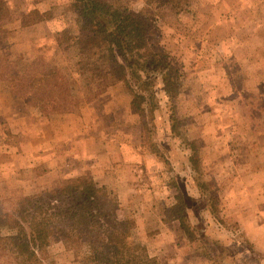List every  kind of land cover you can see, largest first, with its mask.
Here are the masks:
<instances>
[{"label":"rangeland","instance_id":"1","mask_svg":"<svg viewBox=\"0 0 264 264\" xmlns=\"http://www.w3.org/2000/svg\"><path fill=\"white\" fill-rule=\"evenodd\" d=\"M25 1L0 0V264L15 263L22 198L88 177L148 264H264V0H116L133 14L150 1L152 30L128 83L106 89L88 69L114 65L83 43L73 0L41 13ZM51 69L70 97L40 113L9 79L36 87ZM43 257L75 264L60 244Z\"/></svg>","mask_w":264,"mask_h":264},{"label":"trees","instance_id":"2","mask_svg":"<svg viewBox=\"0 0 264 264\" xmlns=\"http://www.w3.org/2000/svg\"><path fill=\"white\" fill-rule=\"evenodd\" d=\"M111 2L73 0L72 3L83 43L96 45L114 65L110 71L100 73L88 69L93 78L102 80L105 89L115 82L128 83L126 70L133 68L132 58L146 49L152 30V24L143 16L152 4L150 1L146 2L148 8L139 14L131 13L119 1ZM58 45L61 47L62 42L59 41ZM34 66L31 63L30 68L35 71ZM36 75L40 85L33 87L32 81L13 83L17 77L15 73L13 80L9 79L11 90L17 87L19 90L12 91L40 113L49 105L67 102L70 92L68 85L58 78L57 75H61L59 70H40ZM52 75H56L55 99H50V95L45 97L43 92L51 88L49 80ZM165 91L173 95L169 94L172 92L168 88ZM60 108L53 107V110ZM175 200L170 208L176 211L173 219L188 232L180 209L182 199L175 197ZM110 205L107 189L97 186L89 177L65 180L50 191L22 198L18 208L9 213V228L12 230L9 253L14 264H46L48 259L43 255L53 244H60L65 252H71L75 264H148L147 255L139 253L137 246L130 241L129 223L119 221Z\"/></svg>","mask_w":264,"mask_h":264},{"label":"crops","instance_id":"3","mask_svg":"<svg viewBox=\"0 0 264 264\" xmlns=\"http://www.w3.org/2000/svg\"><path fill=\"white\" fill-rule=\"evenodd\" d=\"M12 1H15V0H12ZM27 4L29 3V5H32V8L33 9H36V10H46V9H49V7L51 6H56L58 5V3H64V0H44V1H41L39 2L38 0H27L25 1ZM68 3V0L66 1ZM8 3H11V0H8ZM34 5H33V4ZM44 3H48L47 5H45ZM48 7V8H46ZM41 13V11H39Z\"/></svg>","mask_w":264,"mask_h":264}]
</instances>
